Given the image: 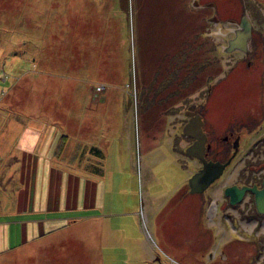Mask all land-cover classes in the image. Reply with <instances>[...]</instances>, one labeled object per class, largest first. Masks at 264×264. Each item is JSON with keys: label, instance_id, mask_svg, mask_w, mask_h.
Listing matches in <instances>:
<instances>
[{"label": "rangeland", "instance_id": "1", "mask_svg": "<svg viewBox=\"0 0 264 264\" xmlns=\"http://www.w3.org/2000/svg\"><path fill=\"white\" fill-rule=\"evenodd\" d=\"M197 3H210L206 31L220 64L206 63L215 53L203 33L193 44L182 38L174 16H191L187 0H0V221H11L13 243L0 248V264H264V219L252 217V199L239 205L246 216L221 203L225 186L264 175V0ZM245 13L254 51L252 42L247 54L226 51ZM195 105L209 156L229 155L221 136L230 131L239 149L207 190L191 193L187 178L200 163L184 152L181 129ZM34 131L90 138L106 179L96 208L69 213V228L21 240L28 218L46 231L38 201L28 214L21 199L16 211L31 152L19 140Z\"/></svg>", "mask_w": 264, "mask_h": 264}, {"label": "crops", "instance_id": "2", "mask_svg": "<svg viewBox=\"0 0 264 264\" xmlns=\"http://www.w3.org/2000/svg\"><path fill=\"white\" fill-rule=\"evenodd\" d=\"M187 4V8L190 7L191 9V16L186 17L187 13L183 14L179 11L178 16L175 14L174 20L175 22H182L183 26L185 25V29L182 30V38H185L186 35L188 44H193L195 41V17L196 22H204L202 18L207 16L206 20L210 22V3L198 4L197 0H187ZM182 43L184 44L185 40ZM131 119L133 124L126 125L125 119L123 122V129L127 136L130 135L129 131L134 132V120L132 117ZM140 121L142 122L141 118ZM140 121L138 117V131L141 132ZM94 123L95 120L93 119L87 120V126L90 128L93 125L95 127ZM26 133H28L26 137H21L19 142L24 145L23 148L31 150L33 153L30 152L29 158L24 157L26 164L29 165L28 182L26 191L19 192L17 190L16 196L19 201L17 200L16 211L21 210V199L27 202L23 212L28 214L34 212L35 201H38L40 206L43 205L44 207L37 211L46 212V231L42 232L43 221L28 218L20 226L21 240L33 235L41 236L45 232L47 236H53L67 227L69 228L72 225L71 218H73L69 213L79 209L86 211L96 208L98 189L101 187V196L103 197L106 179V162H104L105 158H102L103 152L94 141H89L90 138L86 139V137L81 136L72 139L66 133L54 134L47 131L46 134L42 132L41 135L35 131ZM43 139L42 145L44 146L39 150V145ZM61 142H63V147L58 148V144ZM40 177L42 182L38 184L37 180L40 181ZM1 195H3V188L0 184ZM102 197L101 206L103 204ZM13 203L16 205L14 201ZM87 219L91 220V218ZM78 220L74 219L73 223L78 222ZM11 228V221H0V248L3 251L9 250L13 246V243L10 242ZM49 245L46 244V247Z\"/></svg>", "mask_w": 264, "mask_h": 264}, {"label": "water", "instance_id": "3", "mask_svg": "<svg viewBox=\"0 0 264 264\" xmlns=\"http://www.w3.org/2000/svg\"><path fill=\"white\" fill-rule=\"evenodd\" d=\"M251 39V25L247 13L241 17L239 27L234 29V35L228 39L226 51L241 50L245 54L248 53L249 41ZM189 115L188 120L182 125V133L188 135L194 140L184 148V152L201 162V167L195 170L187 178L189 191L202 192L212 182L218 179L223 173L225 167L230 163L231 158L237 150V139L233 142V151L226 160H213L205 157V150L208 144H205L206 135L202 130V119L197 111H186ZM250 191L253 194V202L255 210L264 214V177L261 180V187L248 185L229 184L224 187L223 194L228 197L230 204L241 201L246 193Z\"/></svg>", "mask_w": 264, "mask_h": 264}, {"label": "flooded vegetation", "instance_id": "4", "mask_svg": "<svg viewBox=\"0 0 264 264\" xmlns=\"http://www.w3.org/2000/svg\"><path fill=\"white\" fill-rule=\"evenodd\" d=\"M242 15L243 14H241V17H242ZM241 17H240V19H239V22L237 23V24H239L240 25V22H241ZM233 35H234V33H233ZM232 35V36H233ZM231 36V37H232ZM251 40H252V29H251V39H250V41H249V46H250V44H251ZM227 44H228V42H227ZM249 52H251V51H249ZM245 54V53H244ZM249 61L247 60V63H248ZM186 111H197L199 114H200V116H201V119H202V130H203V132H204V134L206 135V141H205V144L207 145L208 144V147H206V150H205V157L207 158V159H213V160H220V161H224V160H226L227 159V157H229L230 155H231V153H232V151H233V142L237 139V150H236V153H235V155L231 158V161L234 159V157L236 156V154L238 153V149H239V134H234V135H232L233 134V131H230L229 132V134L230 135H223V136H221V139H222V142L224 143V144H226L227 145V152L229 153V155L226 157V158H222V157H220V158H218V157H214V158H211L210 156H209V152H210V150H211V147H212V139H211V136H210V134H209V132L205 129V119H204V116H203V113L201 112V110H200V106H194V107H192V108H186V109H184L183 110V115H182V117H183V119H184V121H183V123H182V125L188 120V118H189V115H187V113H186ZM230 136H233V138H232V140L230 141V139H229V137ZM184 138L185 139H187L188 140V142L185 144V147L188 145V144H190L193 140H194V138H192V137H190V136H188V135H184ZM184 147V148H185ZM226 151V150H225ZM194 158V157H193ZM196 159V158H195ZM199 163H200V165H199V167H197L195 170H197L198 168H200L201 167V162H200V160H198V159H196ZM230 161V162H231ZM230 164V163H229ZM228 164V165H229ZM227 165V166H228ZM226 166V167H227ZM225 167V168H226ZM225 170V169H224ZM249 172H247L246 173V176H245V180L244 181H242V182H238V183H236V185H248V186H252L253 184H255L256 185V187H261V180H262V178L264 177V175H262L261 176V174H259V175H256V174H254V173H252L251 174V176H250V178H249ZM249 178V179H248ZM255 178V179H254ZM259 178V180H257ZM216 181V180H215ZM187 183V182H186ZM232 184H234V183H232ZM209 188V186L205 189V190H207ZM204 190V191H205ZM252 199V201H253V194L250 192V191H246V193H245V195H244V197H243V199L241 200V201H239V202H237V203H235V204H230V202H229V200H228V197L227 196H225V195H223L222 196V199H221V203L223 204V206H224V209L225 210H228V209H230V208H236L237 209V212L239 213V215L240 216H242L243 214H247V208L245 209V210H243L245 207H240L239 205H241V203H243V205L245 204V202L246 201H248L249 199ZM247 204V203H246ZM253 204H254V202H253ZM228 212V211H227ZM257 212V211H256ZM258 213V212H257ZM260 214V213H259ZM244 216V215H243Z\"/></svg>", "mask_w": 264, "mask_h": 264}, {"label": "trees", "instance_id": "5", "mask_svg": "<svg viewBox=\"0 0 264 264\" xmlns=\"http://www.w3.org/2000/svg\"><path fill=\"white\" fill-rule=\"evenodd\" d=\"M211 14H212V11H211V8H210V14L209 15H211ZM206 19H207V16H204L202 18V20L204 21L203 24H201V22H200L201 27H202V31H197L195 33V36L196 35L199 36L200 33H203V36L202 37H203L204 40H206V47H207L206 50H210V48H211V50L213 51V53H215L210 59H208V61H206V63L209 62V64L210 63L211 64L212 63L220 64V61H219L220 60V57H219V53L217 51V46L215 45V42L212 40V38L210 37V35L207 34V32L210 30L209 28L211 27V22H207ZM194 29H195V27H194ZM206 29H209V30L206 31ZM251 42H252L253 51H254V47L256 46V44L254 43L255 44V46H254V44H253L254 41H251ZM64 137H66V136H64ZM62 147H63V142H61V143L58 144V148H62ZM220 157H218V158H220ZM225 157H226V155L223 156L222 158H225ZM246 215H244V216H246ZM251 215H252V217L256 218L257 220H259L261 218L264 219V214H259V213L256 212V210H254V213H251Z\"/></svg>", "mask_w": 264, "mask_h": 264}]
</instances>
